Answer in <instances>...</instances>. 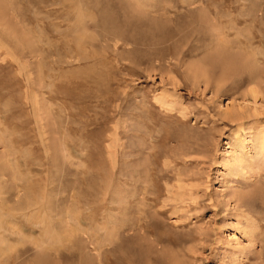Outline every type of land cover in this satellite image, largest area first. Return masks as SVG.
Wrapping results in <instances>:
<instances>
[{"label":"rangeland","instance_id":"1","mask_svg":"<svg viewBox=\"0 0 264 264\" xmlns=\"http://www.w3.org/2000/svg\"><path fill=\"white\" fill-rule=\"evenodd\" d=\"M0 5V264H264V0Z\"/></svg>","mask_w":264,"mask_h":264},{"label":"bare ground","instance_id":"2","mask_svg":"<svg viewBox=\"0 0 264 264\" xmlns=\"http://www.w3.org/2000/svg\"><path fill=\"white\" fill-rule=\"evenodd\" d=\"M145 2V1H144ZM0 7H1V5H0ZM176 11V10H175ZM105 13V12H104ZM182 14V13H181ZM138 15V14H137ZM122 19V18H121ZM142 20V19H141ZM198 21V20H197ZM115 28V27H114ZM187 28V27H186ZM4 30V29H3ZM127 33V32H126ZM190 33V32H189ZM212 34V33H211ZM191 35V34H190ZM116 36V35H115ZM183 36V35H182ZM193 36V35H192ZM15 37V36H14ZM185 37H186V35H185ZM135 38V37H134ZM220 38V37H219ZM125 40V39H124ZM140 40V39H139ZM127 41V40H126ZM177 41V43H178V40H176ZM182 44V43H181ZM132 45V44H131ZM139 45V44H138ZM183 45V44H182ZM188 45V44H187ZM189 46V45H188ZM185 47V46H184ZM252 47V46H251ZM190 48V47H189ZM223 48V47H222ZM248 48H250V47H248ZM253 48V47H252ZM136 49V48H135ZM183 49V48H182ZM187 49H188V47H187ZM186 49V50H187ZM220 49V48H219ZM221 50H223V49H221ZM226 50V49H225ZM179 51H180V49H179ZM189 51V50H188ZM227 51V50H226ZM251 51V50H250ZM189 53H191V51H189ZM251 53H253V52H251ZM259 53V52H258ZM182 55L183 54H185V53H181ZM186 54H187V52H186ZM193 54V53H192ZM225 54V53H224ZM191 55V54H190ZM254 55V54H253ZM179 56V61H180V55H178ZM188 56V55H187ZM210 56H212V55H210ZM223 56V58L225 57L224 55H222ZM216 57V56H215ZM238 56H232V57H229V59H227V57H225L224 59L226 60L225 62H223V64H222V70L221 71H223V76H222V78L221 79H219L218 80V82L219 81H221V80H223V79H228L229 78V80L230 79H236V77H238L239 79H241V80H246L247 79V76H246V74H248L249 73V76H248V78L250 77V75H251V77H250V80L252 81V77H254V75H253V70L251 71L250 70V68H249V66L248 65H250V64H248V65H243V64H240L239 63V59L237 58ZM207 58H209L210 59V57H207ZM240 58V57H239ZM248 58V57H247ZM185 59V58H184ZM218 59H219V57H218ZM220 60V59H219ZM251 60V59H250ZM249 60V61H250ZM218 61V60H217ZM243 61V60H242ZM245 61V60H244ZM242 63V62H241ZM244 63V62H243ZM249 63V62H248ZM220 64V63H219ZM218 64V65H219ZM214 66V65H213ZM212 66V67H213ZM195 67V66H194ZM215 69V68H214ZM252 69V68H251ZM191 73H192V77H193V80L196 82L197 80H201V78H205V80H204V83L206 84V87L210 84V80H211V77H210V75L209 74H207L208 72H207V70L206 69H202L201 70V68L200 67H196V69H193L192 67H190L189 69H188ZM216 71V70H215ZM216 75V74H215ZM242 76H245V77H242ZM255 78V77H254ZM213 79H216V78H213ZM237 80V79H236ZM212 81V80H211ZM217 82V85H216V92L217 91H219L221 88L220 87H222L223 85H220V83H218ZM221 82H223V81H221ZM39 104V103H38ZM39 118V117H38ZM41 119V118H40ZM7 200V199H6ZM5 205H3L2 207H4ZM6 206H8V204L6 205ZM6 209V208H5ZM4 210V209H3ZM11 211V210H10ZM18 222H20V221H18ZM22 223V222H21ZM23 230H24V227L23 226H19V232L20 233H22L23 232ZM1 235H4V234H1ZM4 238H5V235L3 236ZM5 247H9L8 245H4ZM10 248V247H9ZM7 260V259H6ZM5 261V260H4Z\"/></svg>","mask_w":264,"mask_h":264}]
</instances>
